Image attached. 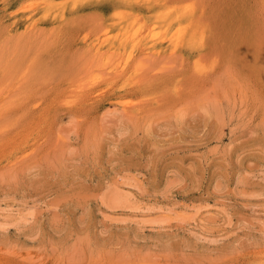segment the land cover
Wrapping results in <instances>:
<instances>
[{"label":"rangeland","instance_id":"1","mask_svg":"<svg viewBox=\"0 0 264 264\" xmlns=\"http://www.w3.org/2000/svg\"><path fill=\"white\" fill-rule=\"evenodd\" d=\"M0 264H264V0H0Z\"/></svg>","mask_w":264,"mask_h":264}]
</instances>
